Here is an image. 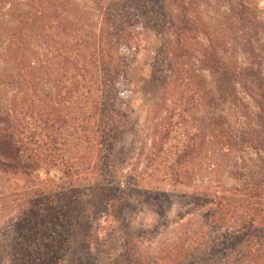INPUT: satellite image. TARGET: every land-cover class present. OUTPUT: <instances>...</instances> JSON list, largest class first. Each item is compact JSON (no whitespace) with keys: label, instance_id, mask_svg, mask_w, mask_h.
I'll list each match as a JSON object with an SVG mask.
<instances>
[{"label":"trees","instance_id":"1","mask_svg":"<svg viewBox=\"0 0 264 264\" xmlns=\"http://www.w3.org/2000/svg\"><path fill=\"white\" fill-rule=\"evenodd\" d=\"M259 1L0 0V264L66 259L78 223L58 217L71 197L60 206L51 180L62 172L68 189L108 166L149 17L152 220L126 230L117 264H264Z\"/></svg>","mask_w":264,"mask_h":264},{"label":"rangeland","instance_id":"2","mask_svg":"<svg viewBox=\"0 0 264 264\" xmlns=\"http://www.w3.org/2000/svg\"><path fill=\"white\" fill-rule=\"evenodd\" d=\"M259 6L264 8V0L259 1ZM153 22V17L142 21L139 46L126 73V86L118 99L119 109L127 118L111 150L106 148L100 157L106 159L108 166L93 170L87 184L76 181L68 189L65 186L69 178L62 172H56L55 179L51 180L53 188L57 187L61 193L60 206L66 204V197H71V203L61 207L58 217L78 223L72 227L70 252L60 264H117L126 230L129 228L133 232L141 223L152 220L151 207L144 201L145 193H150L155 184L151 177L142 180L146 167L142 154L149 147L148 138L147 142L142 141L147 129L148 108L157 89L151 82V63L161 47ZM49 175L52 176V172ZM74 180L75 177H71V181Z\"/></svg>","mask_w":264,"mask_h":264}]
</instances>
